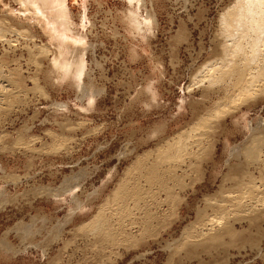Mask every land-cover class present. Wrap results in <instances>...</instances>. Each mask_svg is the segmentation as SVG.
<instances>
[{
	"label": "rangeland",
	"instance_id": "rangeland-1",
	"mask_svg": "<svg viewBox=\"0 0 264 264\" xmlns=\"http://www.w3.org/2000/svg\"><path fill=\"white\" fill-rule=\"evenodd\" d=\"M232 4L233 0H157L151 5L156 26L140 37L128 32L120 19L128 6L125 0H67L74 37L80 36L86 48L82 93L69 79L49 83L52 55L43 49L46 34L34 17L13 20L19 5L0 0V19L18 29L8 25L1 31L0 67L5 73L0 69V74L13 71L19 86L27 90L0 107V264H264V161L263 168L248 169L259 189L254 196H261L263 203L257 202V209L246 207L249 210L227 205L223 212L217 199L232 189L230 182L222 185L223 175L228 164L245 158L236 157V152L245 145L247 133L242 124L234 123L236 115L224 114L229 109L223 107V95L212 93L208 82L200 79L216 62L219 17ZM8 9L13 13L7 11L5 17L2 12ZM26 23L29 33L24 31ZM132 50L137 53L132 55ZM36 73L40 89L28 78ZM148 81H154L158 98L147 107L136 92ZM258 96L240 110L264 133V95ZM217 111L223 112L217 128L203 139L202 148H193L197 152L192 160L183 159L177 176L166 181L168 191L143 177L133 179L140 156L149 153L141 160L153 161L157 149L181 131L192 129L194 137L202 129L206 132L199 124L205 126L203 118ZM256 144L264 154L263 135L256 134L252 145ZM126 178L129 187L138 182L142 192L116 191ZM71 188L72 199L64 192ZM79 201L84 210L73 212ZM101 207L110 219L107 229L114 242L87 229ZM221 215L228 227L213 226L210 233L226 229L229 234L220 233L223 237L213 245H196L194 240L206 239L205 228L211 227L202 225ZM229 223L233 230L228 231Z\"/></svg>",
	"mask_w": 264,
	"mask_h": 264
},
{
	"label": "bare ground",
	"instance_id": "bare-ground-1",
	"mask_svg": "<svg viewBox=\"0 0 264 264\" xmlns=\"http://www.w3.org/2000/svg\"><path fill=\"white\" fill-rule=\"evenodd\" d=\"M12 1L19 5L18 12L17 14L13 16V20H20V16L22 15L25 16L24 17L25 20H28L29 18L34 17L37 24L41 28L42 32L46 34V36L44 37L46 40V45H45L46 47L43 46V49L44 51L45 50L50 51L51 52L50 55H52L51 59L49 60L50 63L48 65L47 76H46L49 83L51 85H54L56 83H59L60 81L69 79L73 81V84L75 87H77V89L80 88L82 90V93H84L85 91H83L84 85H82V80L86 72L85 71L86 62L84 60V53H85L84 49L86 48H84V46H81L83 44V39L80 38V36L74 37L75 31H74V27H72L74 25H73V21L71 19V16H70V13L67 7V0H12ZM125 1L126 3H128V6L126 7L125 10L122 11L123 17L121 16L122 18L120 19H122L121 21L125 23L126 30L130 32L133 36L146 37L149 33L152 32L153 27L156 26L155 25L156 24V13L152 9L151 5L153 4V2L154 3L157 2V0H125ZM146 3L150 5L149 9ZM7 11H9L10 13H13V11L10 9L3 11L2 13L4 14L5 17H7V14H6ZM219 22H220L219 30L217 31L215 38H214L215 49L213 50V54L215 55V57L217 56V59L215 63L211 64L209 68L206 69V71L203 73V76L201 75L202 77L200 79H201V82L203 81H206V83L208 82L207 84L208 87H211L210 89H213L214 91L212 92L211 90L212 93H215V94L221 93V96L223 95V98L227 100L226 101L224 99L226 102L224 103L225 105L223 104L224 105L223 107L225 108L228 107L229 110L225 111L224 114L232 113L236 115L234 116V119H233L234 123L236 125L242 124V128L245 129L247 133V138L244 141L245 145L242 147V149L240 151L237 150L238 153L236 152V157L238 156L237 154H240L242 155L241 158L243 156H245V158H243V160L242 159L240 160V157H238L240 160L239 163L228 164L227 173L223 175L222 185H224V183L226 182L228 183L230 182L228 186L232 188V189H229L230 191L228 190L227 195H226V197H228L229 199L220 200V199L226 198V197H223V198L220 197L217 200H219V203H220L219 206H221L220 208L222 209L223 212H225V209L228 211L227 207L225 208V206L227 205L229 207L231 206V208H233L234 210L235 209L241 210L246 207H248L249 209H255V208L257 209V206H258L256 205L257 202L261 203L264 200L263 199L264 197H262L263 200L261 199L262 200L261 201L259 200L260 199L259 197L261 196L259 197L254 196L256 195L255 192L258 191L259 189H256L257 187L255 186V183H254L255 176L252 177L253 175L251 176L248 173V169H249V166L251 165L252 166L255 165V168L256 166L258 168L260 166L261 168H263L264 154H262V152L260 151L261 144H256L253 146L252 142L254 141L256 134L264 136V133L261 132L259 128L258 129L260 131L255 129L250 124V122L246 120V114L240 110V105L252 104L254 101L253 98L259 97L258 95L260 94L264 95V0H233V4L231 6L229 5V7H227L224 10V12L221 13L219 17ZM8 25L10 27V30L18 31L16 27H12L11 24H9L8 22L2 21L0 19V38H3L1 31L7 28ZM20 25L25 26V24L22 22L20 23ZM26 25L28 27L24 29V31L29 33L30 27H31L30 23H26ZM69 32L73 33V35H71ZM31 37L34 38V36H31ZM135 53L137 52L135 50H132L131 54L135 55ZM1 70L3 71V69ZM3 72L5 73V71ZM11 73H13V71ZM11 73L8 72L9 75L5 74L6 77H4L5 75L2 76L0 74V107L3 104L5 106L6 102H9L11 98L14 99L15 97L19 95L20 92L23 91V88L19 86L18 84V80L14 78V76H12ZM28 78L32 79L33 85H35L39 89L41 88V85H40L41 78L38 73ZM4 82L6 84H4ZM153 82L154 81H148L144 86H142L141 88L139 87V89L136 92L137 98L140 96L144 97L142 102L147 107L151 104V102H154L156 100V97L158 96V91ZM22 86L24 85L22 84ZM24 91H27V90L25 89ZM86 95H87V92H86ZM218 98L220 97L218 96ZM92 99L93 98L89 97L87 101L88 106L92 105L93 103ZM226 103L227 105L229 103V105L226 106ZM208 111L209 110H207V113ZM218 112L219 111L211 114L210 116L208 115V118L206 117L203 118V120L205 121L203 122L205 126H203L202 123L199 125L205 128L206 132L204 131V129H202L203 132L202 133L199 132V134H197V136L201 137L200 139H197L196 138L197 136L194 137V135H196L194 134L196 131L194 132L192 129L185 133H182L181 131L178 135H176V137L167 140L165 144L163 143L164 144L163 146L161 147L158 146L159 148L157 149L155 153V158L153 157L154 158L153 161L149 162V161H146V159L143 161L141 160L143 155L146 157L147 154L149 153L147 154L144 153L142 156H140L137 159L135 166H133L134 167L133 171L134 170L138 171L137 175L134 173L136 176L134 175L133 179L135 180L138 177H143L147 183H158L159 186L166 187V181L169 180L170 178L177 176V173L182 166L180 165V163L183 161V159L185 157H188V159H190L191 158L190 156L193 155V152L194 154L195 152H197V151H194L193 148L196 147V150H197L198 146L201 147L203 139L206 140L205 137L211 133L210 131H214L215 127L219 124L220 122L219 120L222 119L221 117L223 115V112H222V115H219L220 112L219 113ZM261 126L264 128V124ZM156 127L159 128V130H161L163 127V123L157 125ZM155 131H157V129ZM211 135L212 134H210L209 136ZM237 149H240V148H237ZM149 156L150 154L147 157ZM201 158L199 162L202 161ZM165 159H171L173 161L167 162L165 161ZM196 162L198 161L196 160ZM128 174L129 173L127 171V175ZM128 181H129V178H126V180H123V183L118 186L116 191L117 190L121 191L123 189L129 188L128 194L130 195H138L142 192V189L140 188V186L138 187V182H134L133 183L134 185L129 187ZM72 188L64 191L68 193V197H71V199L73 196ZM220 188H219L220 193L224 195L225 193L221 192ZM167 191H168V188H167ZM253 196L255 197V201L251 199L253 198ZM249 200L250 201L252 200V201L249 203L248 202ZM224 201L226 202L224 203ZM263 204L261 206H264ZM75 206H76L75 208L71 209L73 210V212H76L77 210H84L83 202H80V201L76 202ZM248 208H246V210ZM100 210H101L100 214L96 215L94 220L90 221L92 226L87 227V229L89 230V232H92L97 238L105 239V237H108L110 239V242L111 241L114 242L115 239H113V237L111 236L113 235V233L108 231L109 228L107 226L109 224L110 219H107V217L105 216L106 214L103 212V210L105 209L102 208ZM72 213L70 216H72ZM223 215H221L220 218L216 220H214L213 218L208 219V222L202 225V226H211V227L205 228V230L207 231V233H205L206 239H204V236L201 233L199 234L196 233L197 235H200V237L203 236V239H204V240H197V242L196 240H194L196 245L210 246L214 244V240L216 239L218 240V236L220 235L221 231L214 232V233L213 232L210 233V232L213 226H220L218 228H222L221 226L228 227V223L223 222L224 221ZM103 218H106V221H103ZM112 218L113 217H111V220ZM226 218L227 217H225V219ZM256 218H259V216H257ZM253 220H255V218H253ZM93 222H94V225H93ZM230 227L227 228L228 231L229 229L233 230L231 224H230ZM200 230L201 229L199 228L198 231ZM119 231L120 232L122 231L124 234L127 233V231L126 232H124L123 230H119ZM227 233L228 232L225 229V232L221 234L224 236V235L229 234ZM129 234L127 235L129 236ZM127 235L126 237L129 238L130 236L128 237ZM195 236H193L192 234V237H195ZM133 238L131 237V239ZM190 240L192 241V239ZM114 244L116 245V243Z\"/></svg>",
	"mask_w": 264,
	"mask_h": 264
}]
</instances>
